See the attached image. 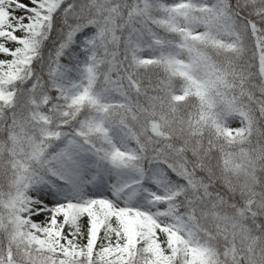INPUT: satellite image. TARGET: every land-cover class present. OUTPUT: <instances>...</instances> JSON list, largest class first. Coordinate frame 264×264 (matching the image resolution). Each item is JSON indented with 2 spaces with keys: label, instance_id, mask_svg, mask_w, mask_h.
Here are the masks:
<instances>
[{
  "label": "snow or ice",
  "instance_id": "obj_1",
  "mask_svg": "<svg viewBox=\"0 0 264 264\" xmlns=\"http://www.w3.org/2000/svg\"><path fill=\"white\" fill-rule=\"evenodd\" d=\"M0 264H264V0H0Z\"/></svg>",
  "mask_w": 264,
  "mask_h": 264
}]
</instances>
